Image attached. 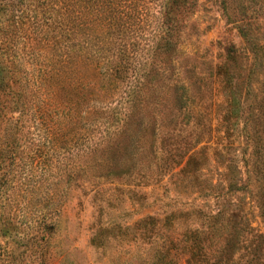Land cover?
I'll use <instances>...</instances> for the list:
<instances>
[{
    "label": "rangeland",
    "instance_id": "1",
    "mask_svg": "<svg viewBox=\"0 0 264 264\" xmlns=\"http://www.w3.org/2000/svg\"><path fill=\"white\" fill-rule=\"evenodd\" d=\"M127 13L109 45L87 39L111 81L43 104L45 137L42 114L20 118L0 264H264V144L244 125L264 100V0H135Z\"/></svg>",
    "mask_w": 264,
    "mask_h": 264
},
{
    "label": "trees",
    "instance_id": "2",
    "mask_svg": "<svg viewBox=\"0 0 264 264\" xmlns=\"http://www.w3.org/2000/svg\"><path fill=\"white\" fill-rule=\"evenodd\" d=\"M131 2L135 0H0V179L5 180V170L20 158L17 133L21 117L29 115L38 121L42 114L38 125L45 137L52 131L53 121L50 108L41 113L43 104H65L63 92L76 96L80 82L88 97H93L92 89L101 77L103 83L112 80L111 68L104 63L101 71L103 64L96 67L88 60L87 39L95 32L96 37L111 36L108 45L114 41L125 16V30L129 27ZM105 45L103 40L100 48ZM38 92L40 106L35 101ZM87 103L91 111L92 102ZM258 106L260 110L249 112L244 122L251 129L253 146L264 144V100ZM30 156L24 163L30 162ZM200 233L190 231L189 238L195 240Z\"/></svg>",
    "mask_w": 264,
    "mask_h": 264
}]
</instances>
